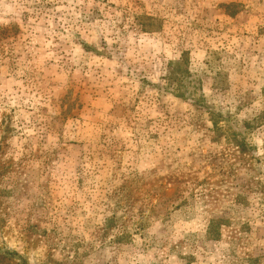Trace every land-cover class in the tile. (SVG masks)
Masks as SVG:
<instances>
[{
  "label": "rangeland",
  "instance_id": "374dc122",
  "mask_svg": "<svg viewBox=\"0 0 264 264\" xmlns=\"http://www.w3.org/2000/svg\"><path fill=\"white\" fill-rule=\"evenodd\" d=\"M0 264H264V0H0Z\"/></svg>",
  "mask_w": 264,
  "mask_h": 264
}]
</instances>
